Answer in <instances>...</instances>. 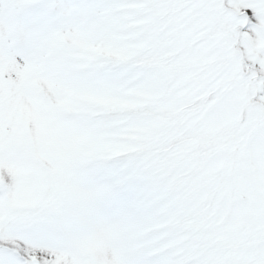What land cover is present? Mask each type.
<instances>
[{"label": "snow or ice", "instance_id": "1", "mask_svg": "<svg viewBox=\"0 0 264 264\" xmlns=\"http://www.w3.org/2000/svg\"><path fill=\"white\" fill-rule=\"evenodd\" d=\"M0 264H264V0H0Z\"/></svg>", "mask_w": 264, "mask_h": 264}]
</instances>
